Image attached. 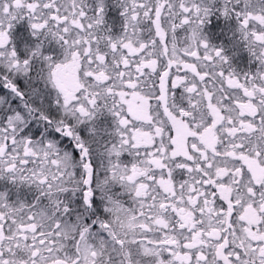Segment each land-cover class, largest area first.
<instances>
[{
    "label": "snow or ice",
    "instance_id": "1",
    "mask_svg": "<svg viewBox=\"0 0 264 264\" xmlns=\"http://www.w3.org/2000/svg\"><path fill=\"white\" fill-rule=\"evenodd\" d=\"M0 264H264V0H0Z\"/></svg>",
    "mask_w": 264,
    "mask_h": 264
}]
</instances>
